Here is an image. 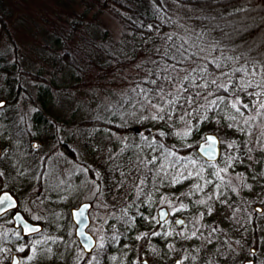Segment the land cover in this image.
Listing matches in <instances>:
<instances>
[{
    "label": "rangeland",
    "instance_id": "374dc122",
    "mask_svg": "<svg viewBox=\"0 0 264 264\" xmlns=\"http://www.w3.org/2000/svg\"><path fill=\"white\" fill-rule=\"evenodd\" d=\"M2 1L0 0V4ZM6 1L7 7L13 9L8 25L10 33L16 39L18 51L8 40L5 31L0 28V101L6 102V105L0 108V147L4 153L3 159L0 160V171L6 173L2 179L8 189H12L18 197L24 216L42 225L43 231L29 240L17 239L15 231L20 230L14 227L12 214L0 219V237H3L0 238V248L8 250V259H3L5 254L0 253L3 264H8L7 261L11 259L12 254L17 253L16 249L22 244L45 237H62V240L57 243L49 240L44 247L51 248L55 256L52 260H40L38 264H82V258L76 255L81 252L82 247L75 237L76 224L71 219V209L84 202L92 204L89 211L91 226L88 231L98 243L99 238L103 236L104 249L112 248L111 256L117 257L115 261L110 258L107 264H127L129 255L138 253L140 244L144 242L145 249L149 252L157 248L154 241L153 246L151 245L150 235L158 227L156 220L160 208H166L185 222L177 226L168 221L158 228L160 233H173L171 236L160 237L168 264H174L176 259L183 261V264H245L249 260L255 264H264V211H257V207L264 210V178L252 179L254 173L264 171L261 163H254L258 158L264 159V154L258 150L259 145L244 144L245 141L254 140L260 130L264 129V118H257L252 122L253 136H248L246 132L241 133L235 128L232 130L241 138L237 139L232 134H217L220 140L224 141L221 143L222 153L244 158L245 147L254 149L251 153L252 160L244 158L243 163L235 162L227 174L221 173L225 182L231 180V187L236 188L237 192L225 186L216 190L214 185L220 181L211 175L214 169L201 158H197V161L206 169L203 180L198 177H180L179 183H173V176L180 171L187 176L190 168H183L182 162L175 168L170 167L169 162L175 161V157L165 160L164 149L158 145L154 146V149L145 146L144 137L147 136L144 134L145 130L138 125L139 121L145 120H138L131 115L120 118L121 115L134 111L130 103L123 101L135 95L130 89L135 87L138 81H142L146 69L151 67L143 62L158 58L154 49L163 46L164 35L158 36L155 41H137L111 13L104 11L96 14V10H92L85 19V26L72 35L70 46L73 49L69 63L61 59L59 53L54 50L59 47L54 43L58 35L52 29L67 35L61 27L68 24V20H72L71 13H81L83 7L75 6L73 0ZM197 12L199 11L190 6L178 4L173 0H163L160 15L174 21L169 33H190L194 36L200 31L189 23V17ZM45 17L50 20L49 25L45 23ZM177 24L184 27H178ZM90 38L94 39L91 43ZM204 46L205 55L209 60L213 59L209 53L210 47L205 43ZM216 60L219 62V59ZM141 63L143 68L138 69L136 65ZM25 71L38 74L44 80H36ZM221 82L227 81L222 79ZM13 99L17 101L11 103L9 100ZM223 107L227 112L229 108L227 109L226 105ZM117 110L119 114L113 115ZM35 111L40 112L39 122L33 121ZM251 114L253 113H247ZM145 115L149 113L146 112ZM95 120L111 122L116 124L117 128H127L128 131L94 126L92 121ZM224 120L227 124L236 123L228 121L225 117ZM241 126L247 130L246 125ZM136 127L140 129L139 132L134 130ZM184 131L182 128L172 131L175 139L173 141H177L176 146L182 150L189 145L199 146L204 142L201 138L210 133L206 131L191 140L176 135ZM152 139L153 137L148 138V141ZM233 141L239 146L238 149H227V143ZM34 142H37L35 148ZM62 144L66 149L62 148ZM121 148H125L123 153ZM135 153L146 159L159 157L155 167L148 165L152 171L147 173L146 184L142 186L144 194L138 199L131 176L124 178L126 183L123 187L118 188L117 184L122 179L120 171H128L126 158ZM176 153L180 157L193 156L179 151ZM224 158L221 156L218 162L210 164L223 168ZM161 163L165 164V170L168 172L166 177L163 172H160L159 176L156 175L160 171ZM117 164H123L125 167L116 170ZM96 174H99V180L96 179ZM237 174H241L239 178ZM141 178L145 177L142 175ZM93 180L100 185L102 195L97 193L93 196ZM207 180L213 183L205 184ZM242 180L252 186L251 190L241 186ZM196 184H200L203 191H196ZM215 191L223 192L224 195L219 200L215 196L208 200V196ZM148 195H151L153 201L150 205L145 202ZM162 196L171 200L172 205L169 206L167 202L160 203ZM224 199L228 200L227 204L220 202ZM199 200H207V205L198 204ZM181 202L187 205V209L174 212V208H178ZM208 206L212 208L211 215L208 214ZM125 208L126 215L123 211ZM234 208L240 209L235 216ZM138 212L148 219L142 218ZM200 213H204L202 219ZM132 217H135L134 221ZM119 218L124 219L123 223ZM252 221L258 223L259 239L254 237V233L250 235L245 232L239 238L231 231L232 224L241 226ZM123 224L127 225L124 229ZM213 228H218V231L213 232ZM197 229L199 231H196ZM193 231H196V236L187 239ZM69 232L72 234L69 235ZM118 233L126 235L120 237L123 240L125 238L124 241L117 242ZM144 233L149 235L136 239ZM20 235L22 236L21 231ZM113 236L116 240H111ZM243 236L253 239L251 244L246 246L242 242ZM125 244L128 247H124ZM168 245L174 247L170 249ZM253 249L254 256L250 255ZM138 258L136 257V260ZM21 264L36 262L23 259Z\"/></svg>",
    "mask_w": 264,
    "mask_h": 264
},
{
    "label": "snow or ice",
    "instance_id": "6c2138e0",
    "mask_svg": "<svg viewBox=\"0 0 264 264\" xmlns=\"http://www.w3.org/2000/svg\"><path fill=\"white\" fill-rule=\"evenodd\" d=\"M176 2V0H173ZM163 3V0H161ZM169 22L174 23L169 19ZM178 27H184L183 25L177 24ZM159 28V26H157ZM148 30H152V26H148ZM194 31V30H193ZM185 32L188 33V30L185 29ZM203 33H196L194 36L190 33L186 35H180L178 33H167L162 39L164 41L162 47H156L154 49L155 55L158 57L157 59H148L143 63H147L151 65V67L146 69V75L142 79V81H138L136 86L131 88L130 91L135 95L132 97H127L123 102L130 103L131 108L134 111L130 113H125L120 116L121 119H124L126 115H131L138 120H152V121H162L166 118L171 120L173 115L176 113L173 111L176 107H180L183 109V114L178 116V119L181 121H185V117H191L193 112H196L197 121L199 123H204L209 120L208 112L215 113L218 109H220L221 104H225L226 107L233 110L231 114H227L225 119L231 122L236 123H228V128H235L237 131L241 133H245L248 136H253L254 133L251 131L253 127L252 122L257 120V118H264V57L261 59H256L253 57H247L246 53H241V56L246 57L245 63L240 65L239 67H233L229 71H224L221 63L217 62L216 58L211 60L208 59L207 55H205L206 47L203 43ZM212 51H216L215 48ZM225 60L232 62H239L241 59L240 56L235 58L233 57H225ZM143 63L137 64L136 67L138 69L143 68ZM214 65L215 69H219L218 73L209 72L208 65ZM183 73V75H181ZM240 74V75H238ZM212 78L209 79L208 77ZM222 79H226L227 82H221ZM144 84L152 85L154 87H143ZM224 93L219 94V93ZM247 97L248 102H244L241 96ZM182 101V102H181ZM203 101V103L201 102ZM196 107H193V105ZM185 105L187 107H185ZM3 107V102L0 101V108ZM190 109V110H189ZM201 109L204 110L203 114H200ZM154 110V111H152ZM148 112L149 115H145ZM248 112L253 114L247 115ZM119 114V111L113 112V115ZM187 127L183 133H176L178 136H182L186 138L190 136L194 130H199L198 127L191 124L190 120L185 121ZM219 123V121H217ZM241 125H246L247 130ZM161 136L165 135V133L161 132ZM204 142L199 145V151L207 156L209 162L215 161L217 157V144L224 143L218 139V137L214 135H204L201 138ZM145 146L148 148L154 149V146L158 145L161 149H164V159L168 160L169 157H175V161L169 162V166L175 168L177 164H181L185 169L190 170L187 172V176H184L183 171L178 172L177 175L173 176V183H179L180 177H184L187 179L189 177H198L203 180V173L206 171L203 165H200L195 158L191 157H180L176 152L166 149L162 143H159L155 137L151 141H148L147 137H144ZM254 143L259 145L258 150L264 154V129L260 130L259 135L255 136L252 141H245L244 144ZM127 147V146H126ZM191 147V145H189ZM227 149H238V145L235 141L231 143H227ZM253 148L245 147L244 148V158L248 160H252L253 157L251 153L253 152ZM121 153L125 151V148H121ZM3 152H0V160L3 159ZM224 158L225 167L219 168L215 164H209V167H212L214 171L211 175L215 176L220 183L215 184L214 188L219 190L222 186L231 187V180L225 182V177L221 175V173H228V169L233 167L235 162H244V158H238L236 156L227 155L226 153H221ZM109 159H114L113 157H109ZM159 159L157 156H152L151 158H142L138 153L133 154L126 158L127 164L126 167L128 169L127 172L120 171L121 180L117 182L118 188L123 187L126 183L125 177H132V184L135 188L136 198L138 199L143 192V185L146 184L147 173L151 172L152 169L148 168V165L151 164L153 167L156 166V162ZM46 163V162H45ZM254 163H261L262 168H264V159L258 158L254 161ZM116 170L125 167L123 164H117ZM160 171L156 173L157 176L160 175V172H163L164 176L168 175V172L165 170V164L161 163L159 165ZM87 171V169H85ZM23 175V173H20ZM6 173L4 171H0V178L5 177ZM145 178H141V176ZM241 174H237L238 178ZM257 177L264 178V171L261 173H254L252 179L255 180ZM96 179L99 180V174H96ZM93 183V196L97 193L101 195L102 190L100 185ZM213 181L207 180L205 184H212ZM242 187H247L251 190V185H247L244 180L241 181ZM196 191H203V187L200 184H196ZM8 185L0 179V216L4 213H10L12 210L18 208L17 199L13 195V190L8 189ZM233 192H237V189L231 187ZM238 194V193H237ZM224 195L223 192L215 191L212 195L208 196V200H211L213 196L217 200ZM177 199H179L177 197ZM149 205L153 202L151 195H148L147 201ZM167 202L169 206L172 205L171 200H168L167 197L162 196L160 203ZM207 200H199L197 201L200 205H207ZM222 204H227L228 200L224 199L220 201ZM131 205H129L130 207ZM88 205H84L75 215L83 216L84 209L87 208ZM106 207V205H105ZM231 207V205H229ZM187 205L180 203L178 208H174V212L186 210ZM125 215L127 214V208L124 210ZM208 214L211 215L212 208L208 206ZM240 211L239 208L233 209V216L235 213ZM264 211V210H259ZM138 214L144 218L148 219V217L144 216L143 213ZM204 213H200V218H203ZM13 217L16 223L20 226V229L26 235H31L33 233H40L41 229L36 226H31L26 223L24 218L20 216L19 212H14ZM165 213L161 212L160 220H156V224H159L163 227L161 221H164ZM33 219L39 220L40 217H33ZM133 221L135 217L131 218ZM155 220V217H153ZM83 221L81 220V223ZM166 222V221H165ZM175 223L183 225L185 222L183 220H176ZM99 231V229H97ZM196 231H199L197 229ZM196 231L191 233V236L186 237L187 239H191L196 236ZM213 232L218 231V228H213ZM69 235L72 233L69 232ZM15 235L17 239H23L20 235V231H15ZM81 237H84L85 234L83 230L79 232ZM148 233H144L141 236H137L136 239H142L148 236ZM153 236L161 235L160 232L154 231L151 233ZM164 236H171L173 233L171 231H165L163 233ZM178 235H183V233H178ZM3 238V237H0ZM90 240V238H87ZM51 240L52 243H57L58 240H62L57 237H45L40 240H30L26 244H22L19 246L16 251L19 253H26L25 259L30 262H38L40 260H52L55 256V253L52 252L51 248H45L44 245ZM111 240H116V237H111ZM99 243L96 249L90 247L88 243L84 244V249H87L88 252L93 253L89 259L85 261V264H100L98 256L95 254L97 249L103 250L105 248L104 237L101 236L99 238ZM111 242V241H110ZM211 243V240H209ZM239 243V241H236ZM124 247H128V245H124ZM171 249L174 245H168ZM7 251L4 248H0V253L5 254L3 259H8ZM153 251H155L153 249ZM82 249L80 253L76 255L79 258H83ZM62 255V253H61ZM250 255H255V250L250 253ZM111 260L115 261L117 259L116 256H111ZM194 259V258H193ZM12 264H20L15 256L11 257ZM0 264H3V260H0ZM134 264H147L146 260L139 259L134 262ZM177 264H183V261H178ZM248 264H254V261L249 260Z\"/></svg>",
    "mask_w": 264,
    "mask_h": 264
},
{
    "label": "trees",
    "instance_id": "16d2710c",
    "mask_svg": "<svg viewBox=\"0 0 264 264\" xmlns=\"http://www.w3.org/2000/svg\"><path fill=\"white\" fill-rule=\"evenodd\" d=\"M73 3L75 6L80 5L83 7V11L81 13H71L72 20H68V24L61 27L62 30L67 32V35H64L62 31H57L55 28L52 29L53 32L58 35L55 37L54 43L59 47H56L54 50L59 53L58 55L61 59H65V61L69 63H71L70 57L73 49L70 46L72 44V35L77 34L79 29L85 26V19L89 17L88 13L92 10H96V14L108 11L131 32L134 39L142 42L149 39L155 41L158 36L169 33L174 26V23L169 22L167 16L160 15V11L163 9L161 0H73ZM176 3L190 6L199 11L195 15L189 17V23L197 28L200 33L204 34L203 43L210 47L209 53H211V56L214 58L219 59V63L222 64L224 71H229L231 68L239 67L245 63L246 57L241 56V53H246L247 57L256 59L264 57V0H176ZM12 12L13 9L7 7V1L3 0L0 4V28L5 31L8 40L16 46L15 49L18 51L16 39L10 33L8 25ZM45 18V23L49 25L50 20L47 17ZM149 25L152 26L151 31L148 30ZM157 26H159V28H157ZM81 38H83V35ZM93 41L94 39L90 38L89 42L91 43ZM213 48H215L216 51H212ZM110 55L114 58L116 57L113 54ZM237 56L241 57L238 63L235 62V60L229 62L224 59L225 57L235 58ZM97 66L102 68L100 65ZM208 67L209 71H220L219 69H215L214 65L209 64ZM100 68H98V70ZM99 72H101V70ZM25 73L36 80H44L38 74L26 71ZM143 86L145 88L154 87L148 84H144ZM219 94L223 95L224 93L221 92ZM241 98L244 102H248L247 97L242 95ZM9 101L15 103L17 100L13 99ZM201 102L203 103V101ZM223 106H225V104H221L220 109L215 113L208 112L207 115L209 116V120L204 123L198 124L196 118L198 114L196 112H193L191 117H185V121L190 120L191 124L199 129L198 131L194 130L190 136L186 137V140L198 138L206 131L219 134L220 136L223 134H232L238 139L240 135L234 132L232 128H228L224 120L226 113L230 111L229 114H231L233 110L227 107L228 110L226 112ZM185 107L187 106L185 105ZM193 107H196V105L194 104ZM173 111L176 115H173L171 120L167 118L162 121H152L148 119L139 121L138 125L141 129L145 130V136L148 138L155 137L165 148L176 152L179 151L185 155H193L192 158L195 159L200 158L196 152V145L184 147V150H182L176 146L177 141H173L175 139L172 131L179 128L186 130L187 127L185 121L178 119V116L183 114V109L176 107ZM203 112L204 110L201 109L200 114L202 115ZM248 113L250 114L251 112ZM217 121H219V123H217ZM92 122L94 126L111 127V129L115 130L119 129L116 124H111V122L101 120ZM122 130L124 132L128 131L127 128ZM161 132L165 133V135L161 136ZM239 141L240 145H242L240 139ZM61 146L66 149L63 144ZM140 208L142 209V207ZM138 222L139 220L137 223ZM239 225L232 224L231 231L234 235H238L240 238L244 232L250 235L254 233V237L259 239L258 223L252 221L251 223ZM123 226L126 227L125 225ZM252 240L253 239L244 238L243 236L242 242L247 246V244H251Z\"/></svg>",
    "mask_w": 264,
    "mask_h": 264
},
{
    "label": "flooded vegetation",
    "instance_id": "af4514ba",
    "mask_svg": "<svg viewBox=\"0 0 264 264\" xmlns=\"http://www.w3.org/2000/svg\"><path fill=\"white\" fill-rule=\"evenodd\" d=\"M4 105H6V104H4ZM3 105V106H4ZM33 116H34V118H33V121H35V122H39L40 121V117H41V115H40V112L39 111H35V112H33ZM35 143H37V142H34V148H35V146L37 145V144H35ZM1 148V147H0ZM2 149V148H1ZM3 152V151H2ZM4 178V177H3ZM2 179V178H1ZM3 180V179H2ZM149 188V187H148ZM7 190V189H6ZM150 190H151V186H150ZM14 194V193H13ZM15 195V194H14ZM16 196V195H15ZM16 198L18 199V197L16 196ZM18 202H19V209H18V211H21L20 210V201H19V199H18ZM73 209V208H72ZM72 209H71V211H72ZM92 209V208H91ZM14 212H17V210H13L12 212H10V213H6V214H4L3 216H1L0 217V219H2V218H4L5 216H7L8 214H12V219H13V221H14V227H15V220H14V217H13V213ZM22 212V211H21ZM23 213V212H22ZM24 214V213H23ZM157 214H158V212H157ZM25 215V214H24ZM27 218V217H26ZM28 219V218H27ZM71 219H72V221H73V217H72V214H71ZM120 219V222H122L123 223V221L122 220H124L123 218H119ZM29 221H31V222H33V223H36V222H34V221H32V220H30V219H28ZM158 220H160L159 219V217H158ZM176 220H179V217H175L174 216V214H172V213H170L169 212V215H168V217H166L165 219H164V221H161V223L164 225V224H167V222L168 221H172L174 224H176L177 226L179 225V226H181L180 224H177V223H175V221ZM166 221V222H165ZM74 222V221H73ZM75 223V222H74ZM122 223H120V225L122 224ZM76 224V223H75ZM124 225V224H123ZM122 225V226H123ZM158 225V227L154 230V231H158L159 229V227H161L159 224H157ZM126 227H127V225H125ZM126 227H122V229H124V228H126ZM16 229H18V230H20L21 231V233H22V237H23V239L24 240H29L30 238H32V237H34V236H36V235H39L40 233H38V234H32V235H28V236H24V234H23V231L20 229V227H15ZM76 228H77V225H76ZM153 229V228H152ZM126 235H123V233L122 234H120V233H118V239H117V242L119 241H124L125 240V238H124V240L123 239H121L120 237H125ZM75 237H76V229H75ZM160 237H162L163 238V233H161V235H159V236H153V235H150V242H151V245L153 246V241H154V246H156L157 248H155L154 250L155 251H153V250H151L152 252H149V250H147V249H145V244H146V242H144V243H142V244H140V247H139V249H138V253H132V254H128L129 255V258L127 259V261H126V263L127 264H134V262H136L137 260H136V257H139L140 259H142V260H146L147 261V264H168V257L164 254V250L162 249V238H160ZM77 238V237H76ZM77 240H78V238H77ZM78 242H79V240H78ZM79 244H80V242H79ZM97 245H98V240L96 239V247L95 248H93V249H96L97 248ZM80 246H81V244H80ZM82 247V246H81ZM84 250V252H83V258L81 259V262H82V264H85V261L87 260V259H89L90 258V256L93 254V253H90V252H88V251H86L83 247L81 248V250ZM111 250H112V248H109V249H103V250H100V251H98V249H97V251L95 252V254L98 256V258H99V261H100V264H107V262H108V260L110 259V257H111ZM13 256H16L17 257V260L20 262V264L22 263V261H23V259H25V257H26V255H25V253H19V252H17V253H14V254H12V256L11 257H13ZM143 256H144V258H143ZM178 261H180V259H176L175 260V263L174 264H177V262ZM8 262V264H12V262H11V259L10 260H8L7 261ZM246 263H247V261H246ZM245 263V264H246ZM58 264H65L64 262H61V263H58ZM254 264H255V262H254Z\"/></svg>",
    "mask_w": 264,
    "mask_h": 264
},
{
    "label": "water",
    "instance_id": "95a60500",
    "mask_svg": "<svg viewBox=\"0 0 264 264\" xmlns=\"http://www.w3.org/2000/svg\"><path fill=\"white\" fill-rule=\"evenodd\" d=\"M2 102H3V105L6 103L5 101H2ZM134 130H135L136 132H139V131H140V129H139L138 127H136ZM206 135H214V136L218 137V139L220 140L219 136L216 135V134H214V133H207ZM0 152H2L1 148H0ZM196 152L200 155L201 158H203L204 160L208 161L207 156H205L203 153H201V152L199 151V147H197ZM221 153H222L221 143H218V144H217V157H216V160H215V161H211V162H217V161H219L220 158H221ZM13 195H14V194H13ZM14 197L16 198L15 195H14ZM16 199H17V198H16ZM17 202H18V199H17ZM84 205H88V207L84 209L83 216L81 217V216L75 215V213H77L81 208H83ZM18 207H19V203H18ZM91 208H92V204H91L90 202H84V203H82L79 207H77V208H73L72 211H71V214H72V217H73V221L77 224V228H76V237L78 238V240H79V242H80V244H81V246H82L83 248H84V244H85V243H88V244L90 245V247H92V248H95V247H96V239H95V237H94V236L88 231V228H89L90 225H91V218H90V215H89V210H90ZM17 209H18V208H17ZM17 209H14V210H17ZM259 210H262V208H261V207H257V211H259ZM12 211H13V210H12ZM17 212H19L20 216H22V217L24 218V220H25L26 223L30 224L31 226L39 227V228L41 229V232L43 231V226H42V225L37 224V223H33V222L29 221V220L24 216V214H23L22 212H20V211H17ZM161 212L165 213V218L168 217V215H169L168 210H167L166 208H161V209H159V211H158L159 219H160V214H161ZM4 214H6V213H4ZM4 214H3V215H4ZM3 215H2V216H3ZM0 217H1V216H0ZM165 218H164V219H165ZM14 220H15V219H14ZM81 220L83 221L82 223H81ZM15 227H17V228L20 227V226L16 223V221H15ZM81 230H83V232H84V234H85L84 237H81V236L79 235V232H80ZM23 234H24V233H23ZM33 234H37V233H33ZM31 235H32V234H31ZM24 236H28V235L24 234ZM87 238H90V240L87 239ZM85 250L87 251V249H85ZM15 257H16V256H15ZM16 258H17V257H16ZM247 264H248V263H247Z\"/></svg>",
    "mask_w": 264,
    "mask_h": 264
}]
</instances>
